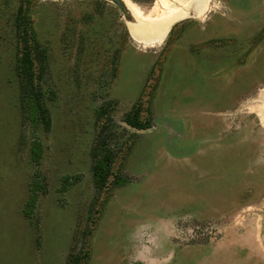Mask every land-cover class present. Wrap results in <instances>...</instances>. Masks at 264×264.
<instances>
[{
    "label": "rangeland",
    "instance_id": "1",
    "mask_svg": "<svg viewBox=\"0 0 264 264\" xmlns=\"http://www.w3.org/2000/svg\"><path fill=\"white\" fill-rule=\"evenodd\" d=\"M122 1L0 0V264H264V0ZM24 36L45 56L35 129Z\"/></svg>",
    "mask_w": 264,
    "mask_h": 264
},
{
    "label": "trees",
    "instance_id": "2",
    "mask_svg": "<svg viewBox=\"0 0 264 264\" xmlns=\"http://www.w3.org/2000/svg\"><path fill=\"white\" fill-rule=\"evenodd\" d=\"M22 44V52L16 62V71L19 84V91L23 106L26 111L27 120L30 126L35 129L39 125L47 126L48 118L47 112L42 104V93L33 88L32 76L35 75L37 79L45 72V56L44 50L40 48L38 43L28 37H22L18 40ZM137 109L132 107L131 110L125 114L124 123L134 129H144L141 123L137 120ZM103 109L99 108L96 115H101ZM98 123V116H96ZM104 126L98 124L97 132L93 141V145L89 150V157L92 161L91 171L94 174L93 188L98 190L105 185V180L109 175V165L99 157V154L106 149V135H102ZM31 160L34 163L38 162L40 157V145L36 140H33L30 146ZM78 182L77 177H62L61 178V191H65L68 186L74 185ZM38 188L37 182L33 185L32 193ZM35 202L33 195L29 196L26 201V211H22L23 215L29 217L30 210ZM85 256H83L84 258ZM81 258L79 254H73L69 257V264H79Z\"/></svg>",
    "mask_w": 264,
    "mask_h": 264
},
{
    "label": "water",
    "instance_id": "3",
    "mask_svg": "<svg viewBox=\"0 0 264 264\" xmlns=\"http://www.w3.org/2000/svg\"><path fill=\"white\" fill-rule=\"evenodd\" d=\"M109 1L112 2L119 10H122V12L126 13V11H128V8L126 7V5L124 4V2L122 0H109ZM147 37H151L152 38V36H150V35H148ZM127 127L130 128L134 132H138L139 131L138 129H134V128H131L129 126H127Z\"/></svg>",
    "mask_w": 264,
    "mask_h": 264
},
{
    "label": "bare ground",
    "instance_id": "4",
    "mask_svg": "<svg viewBox=\"0 0 264 264\" xmlns=\"http://www.w3.org/2000/svg\"><path fill=\"white\" fill-rule=\"evenodd\" d=\"M126 4L129 5L131 8L134 7V5L131 6V5H132L131 3L126 2ZM197 9H198V8H197V5H196V9H194V13L197 12ZM188 12H189V11H188ZM191 12H192V11H190V13H191ZM190 13H189V14H190ZM192 13H193V12H192ZM177 15H178V14H175L174 17H177Z\"/></svg>",
    "mask_w": 264,
    "mask_h": 264
}]
</instances>
